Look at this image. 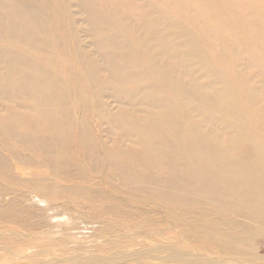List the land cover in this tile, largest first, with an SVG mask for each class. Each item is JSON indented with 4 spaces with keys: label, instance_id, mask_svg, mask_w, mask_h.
<instances>
[{
    "label": "bare ground",
    "instance_id": "6f19581e",
    "mask_svg": "<svg viewBox=\"0 0 264 264\" xmlns=\"http://www.w3.org/2000/svg\"><path fill=\"white\" fill-rule=\"evenodd\" d=\"M72 162L173 225L131 262L264 264V0H0V183Z\"/></svg>",
    "mask_w": 264,
    "mask_h": 264
},
{
    "label": "rangeland",
    "instance_id": "374dc122",
    "mask_svg": "<svg viewBox=\"0 0 264 264\" xmlns=\"http://www.w3.org/2000/svg\"><path fill=\"white\" fill-rule=\"evenodd\" d=\"M7 105L14 107L11 103ZM5 154L13 159L9 151ZM72 164V171L68 172L70 183L52 178L46 168H29L28 165H22L20 170L34 172V175L23 174L22 178L12 181L2 175L0 264H172L158 258H147L144 262L129 259L136 254H153L140 248L144 235L138 236L134 225L152 228L153 237L155 233H163L162 227L174 229L162 218L163 211L152 210L154 206L137 203L124 193H115L113 187L93 184L98 174L88 169L82 173L76 162ZM47 176L50 177L47 183L40 182ZM86 178L91 179L84 182ZM30 180L32 182H28ZM105 192L111 193L113 198L104 199ZM19 195L24 199L18 205L23 209L22 215L11 217L1 213ZM131 203L134 205H129ZM259 247L264 253V241Z\"/></svg>",
    "mask_w": 264,
    "mask_h": 264
}]
</instances>
